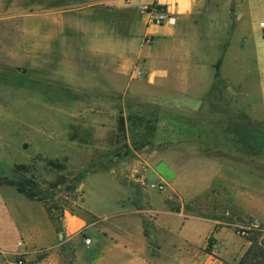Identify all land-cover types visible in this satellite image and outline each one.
Segmentation results:
<instances>
[{"label":"rangeland","instance_id":"obj_1","mask_svg":"<svg viewBox=\"0 0 264 264\" xmlns=\"http://www.w3.org/2000/svg\"><path fill=\"white\" fill-rule=\"evenodd\" d=\"M35 3L41 2L0 0V178L22 175L48 188L52 204L73 207L66 212L74 215L67 218L64 232L61 217L56 232L41 203L0 185V264H9L26 248L28 254H22L26 264L51 261L52 254L61 264L72 263L66 256L69 253L72 259L75 252L78 260L85 258L88 251L81 241L86 234L84 229L76 231L78 224L86 217V222L98 226L99 218L86 213L84 204L99 216H110L120 209L117 185L130 192L138 210L148 208L149 193L155 197L169 194L171 209L177 211L181 203L187 215L219 219L231 228L224 239L226 251L219 256L236 262L248 246L247 232L264 230V211L254 221L256 217L245 213V208H251L242 201L244 197L264 201V120L257 109L253 112L238 102L249 88L247 82L221 80L213 86L212 66L231 40L225 19L217 17L219 25L206 27L208 31L196 33L192 28L184 34L188 54L193 52L201 61L196 67L206 76L201 82H188L197 88L193 95L201 101L199 107L181 109L172 102L164 105L166 99L178 100L174 93L178 82L155 75L162 72L161 67L183 69L186 59L179 33L158 45L145 42L148 54L138 57L121 88L112 90L101 86L105 74L98 71L106 68L108 56L78 47L80 36L65 27L67 18L37 16ZM107 17L122 24L131 19L126 12ZM127 52L131 54V48ZM227 99L234 101L229 113L224 106L209 104ZM243 140L247 143L242 144ZM48 161L63 164L64 169L56 170ZM17 167L21 168L14 173ZM78 175L82 178L76 191L67 193ZM51 185L56 187L51 189ZM181 187L188 191L183 193L185 199L178 198ZM218 190L225 193L218 196ZM228 192L236 203L222 198ZM152 204L160 205L157 198ZM139 215L150 234V221L142 212ZM123 224L137 233L135 225ZM169 224L175 226V222ZM23 227L35 235L38 229L42 242L27 247ZM193 232L204 235L202 228ZM74 233L72 244L68 243L71 247L63 244ZM89 234L97 237L94 230ZM18 240L25 245L16 246Z\"/></svg>","mask_w":264,"mask_h":264},{"label":"crops","instance_id":"obj_2","mask_svg":"<svg viewBox=\"0 0 264 264\" xmlns=\"http://www.w3.org/2000/svg\"><path fill=\"white\" fill-rule=\"evenodd\" d=\"M35 1L41 2L35 3L37 16L56 19L57 17L67 18V26L65 27H69L73 33L80 36L77 39L82 44L76 43L78 47L91 53L96 51V53L108 56V62H105L106 68H100L98 71L105 74L102 82L104 84L101 86L112 90L121 88L124 77L136 59L146 53L148 54L149 49L146 47V43L149 40L158 45L161 42L169 41L176 33H179L180 49L184 54V59H186L183 62V69L174 71L170 66L161 67L159 70L162 72L158 71L156 74L155 72L151 74L157 75V79L169 80L172 84L178 82L179 88L174 92H177L178 100L166 99L164 105L170 106L172 102L180 106L181 109L183 107L187 109L199 107L201 101L193 95L198 92L197 88H195V84L191 86L188 82H201L206 76L199 72L196 67L202 65L201 61L195 58L193 52L188 54L186 46L188 39L184 34H188L192 28H195L196 33L208 31L206 27L219 25L217 17L224 18L223 23L227 32L231 34V40L218 57L220 59V78L222 81L232 84L247 82L249 88L243 91V98L238 102L243 108L252 109L253 112L257 109L259 117L264 120V35L260 29V23L264 22V0H188L189 7L185 11L177 10L176 0H76L77 2L65 5L43 3L52 0ZM147 6L154 10H164L166 14L174 18V24L166 26L149 25L148 16L144 9ZM119 12L129 13L131 19L122 24L120 20H111L107 17L108 14ZM176 21L179 24L175 26ZM218 31H225V29ZM197 39L198 37H195V42ZM136 44H139V47L133 50ZM128 48H131V54H128ZM212 68L214 76V67L212 66ZM183 82L187 84V88L182 87ZM185 93L191 95L188 96ZM169 96L172 95L169 94ZM204 104L205 102L202 105ZM209 104L215 107L224 106L223 108L227 111L222 108L218 110L229 113V111L232 112L230 106L234 105V101L233 99L214 100ZM245 143L247 142L243 140L242 144ZM117 188L120 190L118 200L120 209L110 216H99L90 211L84 204V211L91 216L98 217L99 225L96 226L95 222H86V217L78 224L76 231L84 229L86 234L84 238L90 239L88 245L84 244V238L81 241L88 254L82 260H78L76 252L74 255L77 259H72L68 252L69 254L66 256L72 263L67 262L65 264H222L223 256L219 255L222 251H226L227 241L224 239L229 236L231 228L224 226V223L219 219L187 215L181 203L179 209L175 211L170 208L169 194L155 197L154 194L149 193L147 197L148 208L138 210L135 207L136 204L130 200V192L121 185H117ZM184 189L183 187L179 189L178 192L181 194L178 196L179 199H185L183 193L188 191ZM218 192V196H220V192L225 193L224 190H218ZM229 194L228 192L222 198L233 201L235 196L229 198ZM153 198L159 200V206L156 207L152 204ZM242 201L253 211L252 213L251 209L245 208V213H251L249 216L253 215L256 217L254 221H259L264 211V201H255L245 197ZM232 203L236 202L233 201ZM140 212L147 216L148 221H150L151 233L147 236L144 235ZM72 215L74 214L64 211L62 216L63 232L67 218ZM163 219L169 222L163 223ZM125 221L129 223L128 227L135 225L136 234L124 226L123 222ZM170 222H175V226H171ZM196 228H202L204 235H195L193 230ZM23 230L27 247L42 242L41 232L38 229L36 231L38 235H35V232H29L25 227ZM90 230H94L97 237L91 236ZM209 237H212L215 243L211 245L210 253H207L205 250ZM74 238L75 233L66 236L63 244H72ZM168 238L169 242L166 245L164 242ZM23 245H25L24 242ZM68 246L70 245L68 244ZM26 249L20 250L19 253L28 254ZM94 250H96V254L93 253ZM49 260V258L39 260L35 264H61L53 254L51 261ZM32 262L31 264H33Z\"/></svg>","mask_w":264,"mask_h":264},{"label":"trees","instance_id":"obj_3","mask_svg":"<svg viewBox=\"0 0 264 264\" xmlns=\"http://www.w3.org/2000/svg\"><path fill=\"white\" fill-rule=\"evenodd\" d=\"M219 64H220V59H218L216 63L213 65L214 87H216L219 83H221V78L219 75ZM0 76H1V72H0ZM120 130H123V124H120ZM47 164L51 167H54L56 170L64 169V165L57 162L48 161ZM19 168L17 167L14 170V173H17V169ZM81 178H82L81 175L75 177L71 185L67 187L65 191H67V193L69 194L75 192ZM60 182L61 181H58L56 183L58 184ZM0 185L13 187L15 191L21 194L24 198L30 201H36L41 203L48 220L50 221L51 225L53 226L56 232L59 231L57 223L63 216L64 211L65 210H68L70 212L73 211V207H70L65 203L63 204L61 203L59 206L57 204L56 205L52 204L49 198L48 188H41L37 184H35V182L24 178L22 175H19L18 177H10V178L1 177ZM53 187L55 188L56 185L55 186L51 185V189ZM143 227H144V235L147 236L148 233L145 230V226L143 225ZM245 240L248 243V246L246 247L243 254L240 256V258L236 262L223 261L222 264H264V230L259 228L258 230L247 232V238ZM212 242H214V239L212 237H209L207 240V248L205 250L207 253H210Z\"/></svg>","mask_w":264,"mask_h":264},{"label":"built area","instance_id":"obj_4","mask_svg":"<svg viewBox=\"0 0 264 264\" xmlns=\"http://www.w3.org/2000/svg\"><path fill=\"white\" fill-rule=\"evenodd\" d=\"M144 9H147V16H148V23L152 26H166V25H172L174 23V18L168 14L162 9L154 10L151 9L149 6L145 7ZM260 29L262 31V34L264 35V22L260 23ZM139 74V72H137ZM90 243L89 238H84V244L88 245ZM16 246L22 247L23 241L18 240L16 243ZM9 264H26V260L23 258L22 254L17 255Z\"/></svg>","mask_w":264,"mask_h":264},{"label":"clouds","instance_id":"obj_5","mask_svg":"<svg viewBox=\"0 0 264 264\" xmlns=\"http://www.w3.org/2000/svg\"><path fill=\"white\" fill-rule=\"evenodd\" d=\"M176 2L178 4V8H177L178 11H185L189 7L188 0H176Z\"/></svg>","mask_w":264,"mask_h":264}]
</instances>
